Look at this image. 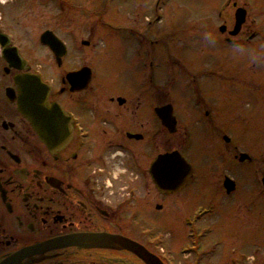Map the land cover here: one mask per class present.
Instances as JSON below:
<instances>
[{"label": "flooded vegetation", "instance_id": "flooded-vegetation-1", "mask_svg": "<svg viewBox=\"0 0 264 264\" xmlns=\"http://www.w3.org/2000/svg\"><path fill=\"white\" fill-rule=\"evenodd\" d=\"M30 1L0 2V264H221V239L208 243V248L205 236L192 232L189 237L195 250L182 251L178 258L175 251L165 248V241L173 236H162L161 229L172 222L176 199L188 188L211 187L229 200L224 204L230 208L235 203L257 207L259 200L250 203L233 198L240 181L232 166L253 162L251 155L236 146L239 109L221 99L209 103L195 89L182 108L173 98L163 104L161 95L151 99L152 121H146L140 96L108 95L93 84L92 77L86 89L71 91L66 75L80 68L67 71L64 62L81 52L80 25L77 20H39L56 27L24 28L25 22L38 23L18 20ZM53 1L63 9L68 2ZM250 1L253 6L227 0L214 37L230 49L225 51L226 75L240 71L242 83L264 84V54H258L264 48V36L256 24L260 18L253 13L264 0ZM240 9L245 11V21L232 35ZM44 37H55L64 45L66 54L60 61ZM258 37L262 44L257 48ZM41 59L48 60L47 66L36 62ZM51 69L60 72L56 80L50 77ZM16 77H38L49 87L48 103L57 104L65 113L69 139L59 148L49 149L20 113ZM217 93L222 96L221 90ZM168 105L175 119L172 131L156 113ZM163 138L169 150H161ZM260 148L264 149L262 143ZM173 152L185 159L191 173L181 189L162 190L150 169L159 156ZM242 154L247 156L244 160ZM263 174L264 159L259 179L264 192ZM180 204L187 206L184 201ZM195 213L199 217L202 211ZM250 243L264 246L261 235ZM242 264H264V259L250 255Z\"/></svg>", "mask_w": 264, "mask_h": 264}, {"label": "rangeland", "instance_id": "rangeland-1", "mask_svg": "<svg viewBox=\"0 0 264 264\" xmlns=\"http://www.w3.org/2000/svg\"><path fill=\"white\" fill-rule=\"evenodd\" d=\"M242 1L253 6L250 0ZM57 2L30 1L18 20H38L34 24L25 22L24 28L30 30L56 27L53 22L44 24L39 20H77L83 44L80 54L65 59L66 70L89 67L93 84L108 95L127 99L140 96L144 103L141 114L146 121H152L151 99L158 100L161 95L163 104L173 98L182 108L187 95L192 97L195 89L209 103L221 99L238 108L236 146L251 155L253 162L232 166L240 181L233 198L250 203L264 199L259 182L264 159V149L260 148L261 143L264 146V84L242 83L240 71L236 75L225 74V51L230 49L224 48L214 33L222 24L219 14L227 0H68L64 9ZM261 6L253 8V13L260 18L256 24L262 27L259 29L264 36V3ZM223 16L228 17V13ZM0 18L3 20L1 10ZM260 39L254 43L257 48L262 44ZM259 51L258 54H264V48ZM36 62L48 64L47 59ZM213 71L218 74L209 75ZM59 76L60 72L51 69L50 77L56 80ZM250 118L255 120L247 121ZM165 139L161 150L170 149ZM224 197L211 187L203 191L188 188L180 193L172 222L164 223L161 229L162 236H173L165 241V248L172 249L180 258L182 251L195 250L189 234L198 232L205 236L207 245L221 239V264H242L250 255L264 259V246L250 243L256 235H261L264 242V204L258 202L253 208L235 203L230 208L224 204ZM183 201L186 207L180 204ZM207 208L211 212L205 211ZM196 210L202 211L199 217ZM230 210L235 214L228 213Z\"/></svg>", "mask_w": 264, "mask_h": 264}, {"label": "water", "instance_id": "water-1", "mask_svg": "<svg viewBox=\"0 0 264 264\" xmlns=\"http://www.w3.org/2000/svg\"><path fill=\"white\" fill-rule=\"evenodd\" d=\"M244 10H238L236 13V25L231 32L232 35L238 33L240 25L245 21ZM54 54L57 61L66 54L64 45L55 37L54 39L43 38ZM84 44H88L84 42ZM10 62V61H9ZM12 67H19L18 64L10 62ZM91 70L88 67H82L78 71L70 72L66 75V80L70 85L71 91H82L87 88L91 81ZM15 84L19 90L18 107L20 113L26 117L33 125L39 139L49 147L59 148L69 139L68 119L62 109L55 103H48L49 87L41 82L37 77L26 78L16 77ZM157 115L161 118L162 124L172 131L175 124L171 105L156 109ZM241 160L247 157L241 155ZM150 173L153 180L162 190L176 191L183 187L187 181L191 166L180 156L178 152L159 156L151 166ZM264 185V174H263Z\"/></svg>", "mask_w": 264, "mask_h": 264}, {"label": "bare ground", "instance_id": "bare-ground-1", "mask_svg": "<svg viewBox=\"0 0 264 264\" xmlns=\"http://www.w3.org/2000/svg\"><path fill=\"white\" fill-rule=\"evenodd\" d=\"M0 2H5V0H0Z\"/></svg>", "mask_w": 264, "mask_h": 264}]
</instances>
